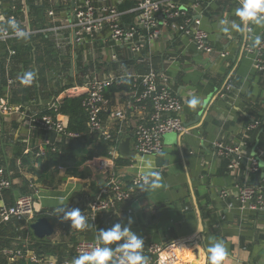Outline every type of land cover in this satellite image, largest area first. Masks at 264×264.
Returning <instances> with one entry per match:
<instances>
[{
  "label": "crops",
  "instance_id": "crops-1",
  "mask_svg": "<svg viewBox=\"0 0 264 264\" xmlns=\"http://www.w3.org/2000/svg\"><path fill=\"white\" fill-rule=\"evenodd\" d=\"M8 1L6 4H10ZM19 1L22 4L26 2ZM202 1L196 10V16L200 17L202 28L207 31L216 53L210 56L198 54L187 39L171 30L164 31L151 47L154 67L170 78L174 94L182 101L180 117L186 132L181 135L165 134L161 155H133L131 159H127L120 156L118 145L129 138V151L134 154L132 131L137 118L129 115L119 134L118 122L112 118L113 112L124 109V89L116 86L108 89V104L101 115L104 129L117 135V158L127 161L124 165L116 164V178L128 184L132 177L141 173L151 175L152 181L158 179L162 186L146 192L138 190V207L120 204L115 210L97 216L94 223L87 219L88 227L83 231L71 229L69 225L62 229L57 218L48 219L53 227L51 236L38 239L33 232L30 235L31 242L39 244L40 252L46 258L70 262L78 241L98 242L99 230L109 229L115 223L127 225L131 219V230L143 239L144 244L165 246L177 243L179 264L192 261L205 264L206 248L217 241L225 243L229 252V259L225 264H264V214H256L247 206L240 207L236 201L238 188L241 185L252 186L254 174L245 172L241 177L244 169L242 165L230 170L229 160L217 157L214 152V144L218 142L226 146L237 145L246 135V127L259 122L253 120L252 115L261 117L263 127L259 132L264 131V74L254 70L253 55L244 51L245 45H254L253 39L246 41L239 33L232 32L234 37L228 46L226 33L220 27L222 19H237L234 10L238 7V0ZM31 4L42 6L45 2L32 0ZM183 4H190V0ZM52 8L58 16L67 15L65 0H54ZM5 9H8V5H5ZM28 12L29 6L25 7L22 19L30 29ZM45 19L47 27L49 19L46 13ZM253 35H259L264 40V26H254ZM31 47L32 45V65L29 71L35 73L32 83L21 82L20 78L28 69L23 68L18 61L15 62V59L10 61L8 69H4L5 80L6 76L11 77L14 85L8 89L6 84L1 83L4 78L0 76V98L8 108V111L0 113V166L5 167L13 182L12 189L0 200V206L9 205L19 196L28 194L29 184L33 183L36 189L35 205L39 211L54 212L57 207L68 206L69 210L79 208L81 214L86 216L87 204L107 182V177L97 171L95 160L108 157L113 145L94 135H86L79 141L78 148L90 151L93 155L91 159H83L78 167L72 164L69 166L68 163L65 166H48L43 160L39 166L34 162L35 150L44 146V141L49 140V134L29 129V120L66 96L63 95L64 91L48 95L46 90L40 88L35 53ZM222 51L226 53L225 57H219L218 53ZM73 52L70 47L65 48L62 54L70 56ZM108 52L95 45L94 51H78L76 61H79L80 69L87 68L99 78L110 74L144 73L145 68L136 65L125 52L120 61L109 63L106 60ZM74 55L76 54L73 53ZM13 67L16 70L14 73L11 71ZM72 77L70 75L71 79ZM48 82V87H53L52 81ZM228 82L231 88L226 90ZM24 89L26 91H22ZM193 96L200 100L194 108L188 104ZM65 119L67 120L66 117ZM246 137L250 144L251 136ZM258 138L257 134L254 145L250 144L243 150L244 158L248 149L255 154L264 151V138L260 137V141ZM54 142L68 143L60 136H56ZM80 159L82 157H76L74 161ZM260 160L264 166V157ZM29 162H33V167L42 175L41 179L29 171ZM152 173H158V177ZM146 205H150L149 221L145 219ZM159 207L161 216L157 219L155 211ZM42 217L44 218H38ZM201 218L206 225L204 233L195 230L196 223ZM5 229L6 231H0V245L19 246L18 238L24 234L18 228L15 230V225Z\"/></svg>",
  "mask_w": 264,
  "mask_h": 264
},
{
  "label": "built area",
  "instance_id": "built-area-1",
  "mask_svg": "<svg viewBox=\"0 0 264 264\" xmlns=\"http://www.w3.org/2000/svg\"><path fill=\"white\" fill-rule=\"evenodd\" d=\"M48 5L46 17L48 26L39 31H31L24 21L14 15H5L7 0H0V44L18 39L8 26V20L14 18L28 33V36L43 33L50 37L54 48L63 52L65 48L72 47L73 53L93 49L99 45L108 50L106 60L109 63H117L127 53L136 65L145 68L142 74L107 75L99 78L93 71L85 68L73 73V83L64 90L63 95H83L82 108L87 116V135L112 142L108 157L97 158L96 169L107 177L105 187L86 206V217L94 223L97 216L115 210L118 205L124 204L130 207L138 201V190L141 186L151 182L152 176L137 173L128 184L120 182L116 176L117 143L110 131L103 127L101 115L108 104L107 91L112 86L125 87L126 101L124 109L112 113L113 120L118 122V134L129 115L137 118L133 127V153L135 157L158 156L163 153V136L167 133L183 134L186 127L181 120L182 101L174 94L170 78L153 65L151 47L161 38L164 31L171 30L180 34L193 45L198 54L210 56L216 53L207 31L202 28L200 17L196 16L200 2L190 0V4L184 5L189 0H74V7L69 15L58 16L52 8L54 0H42ZM66 1V8L69 0ZM129 4L121 8L122 5ZM244 51L253 55V68L256 72L264 74V43L261 45H245ZM70 55V62L73 59ZM16 51L10 46L7 48L6 66H8ZM219 57H225V52L218 53ZM71 64V63H70ZM88 64V63H87ZM76 79V81H75ZM77 82H79L77 84ZM14 85V80L6 76V87ZM231 88L230 82L226 90ZM60 101V100H59ZM59 101L51 106L56 111ZM8 111L6 102L0 98V113ZM67 118V117H66ZM260 126L259 122H253L245 129L246 133L254 131ZM29 129L38 130L47 135L55 133L66 140H76L83 133H74L67 130L65 116L56 114L31 117L28 123ZM85 134V135H86ZM246 135L237 145L226 146L221 142L214 144V152L217 157L228 159V168H239L244 159V149H247ZM60 155L61 150L48 139L44 146L34 152L36 158H45L47 154ZM264 157V151L258 154ZM244 173L255 174L258 171V163L255 158H249ZM62 169V168H59ZM147 178V179H145ZM13 182L5 167L0 166V200L7 191L11 190ZM29 193L19 196L13 203L0 206V231L15 225V230H20L24 235L19 246L0 245V264H72L74 258L88 251L97 241L80 240L74 247L72 261L59 262L57 259L46 258L38 253L31 242V224L39 217L45 219L57 218L62 229L70 222L62 221L54 212H42L36 208L33 183L29 184ZM236 201L240 207L247 206L256 214H264V196L261 190L254 186L241 185L236 194ZM130 209V208H129ZM43 218V217H42ZM31 235V236H30ZM144 254L149 258V264H179L177 243L168 245L144 244Z\"/></svg>",
  "mask_w": 264,
  "mask_h": 264
},
{
  "label": "clouds",
  "instance_id": "clouds-1",
  "mask_svg": "<svg viewBox=\"0 0 264 264\" xmlns=\"http://www.w3.org/2000/svg\"><path fill=\"white\" fill-rule=\"evenodd\" d=\"M235 20H221L220 27L224 33L236 32L244 40L253 39L254 45L264 43L261 36L253 35L254 26H264V0H238V7L234 10ZM8 26L18 39H26L28 33L11 18ZM24 84H30L35 80V73L28 71L20 78ZM200 103L198 97L193 96L188 104L196 107ZM158 177V173H152ZM147 179V178H145ZM159 180H153L141 186V191H151L160 188ZM63 205V201H61ZM62 221L70 222L71 229L83 231L88 227L87 217L81 214L79 208L69 210L68 206H60L53 210ZM132 220L127 225L115 223L109 229L98 231V243L90 250L84 251L72 261V264H149V258L144 254V241L131 230ZM206 225L201 218L197 221L195 230L204 233ZM199 245L197 246L198 249ZM208 264H225L229 259V252L225 243L217 241L206 248Z\"/></svg>",
  "mask_w": 264,
  "mask_h": 264
},
{
  "label": "trees",
  "instance_id": "trees-1",
  "mask_svg": "<svg viewBox=\"0 0 264 264\" xmlns=\"http://www.w3.org/2000/svg\"><path fill=\"white\" fill-rule=\"evenodd\" d=\"M8 2L10 4H6L8 5V9L7 10L5 9L4 11L5 15L11 14V15L21 18L23 15V12L25 11V7L29 6L28 16L31 21L30 30L39 31L41 29L46 28L45 13H46L47 6H48L47 3L43 4L42 6H33L31 4L32 0H26V2H24L25 5L22 4L21 1L19 0H10ZM198 2L202 3L203 1L198 0ZM124 7H126V5L121 6V8H124ZM60 9H63V8H60ZM30 45H32L31 48L34 49V53H35V65L38 71L37 72L38 83L40 85V88H42V90H46V94L48 95H57L58 93H61L62 91H64V89H67L68 87H60L57 89V85L55 86L54 84H53V87L49 88L48 84L50 82H48V80L45 81L44 79V74L41 72V69H43V67L54 66L57 68L58 66L62 65L65 62V60H67L68 63H70L69 60L71 58L67 53L64 55L62 54V51L61 52L56 51L52 41L49 40V37H47L43 33L36 32V34L27 36L26 39H14L12 41H9L7 44H4V43L0 44V76L1 78L2 79L4 78V69L9 68L5 66L8 46H10L12 49L16 51V55L12 58L13 60L15 59V62L18 61L19 63H21L23 65V68L25 69L31 68L32 63L30 62ZM67 48H70V47L68 46ZM42 63H44V65H42ZM76 65H77V70H81V69H78L81 66L79 64V61H76ZM11 71H13L14 73L16 70L13 67ZM67 78L70 79L71 84L69 83L68 85L70 87L73 83V78L72 79L70 78V74H67ZM5 82L6 80L4 78V80H2L1 83L5 85L6 84ZM127 86L128 85H126L125 87H122L121 89L127 88ZM22 91H26V90L24 89ZM82 99H83V95L81 94L74 95V96H66L58 102L56 111L50 107V108H44L40 112L41 115L55 116L56 114H60L62 116L67 117V130L69 132H74V133H83L84 135L76 140H67L68 143H64V144H58L54 142V145H56L57 148L61 150L60 155L55 154V153H49L47 154V157L41 159V158H36L35 155L33 154L34 158L36 159L34 160V162L37 163L39 166H40L39 163H42L43 161H45L46 163H48V166H54V167L55 166H65L68 163L69 166L70 164H72L78 167L83 162V159L86 160V159L92 158L93 154L90 151H83L82 149L78 148L80 145L79 141L87 135L86 134L87 116L81 105ZM252 117H253V120L255 121L259 120L260 129H262L263 121L261 117L258 115H252ZM252 133L253 131L246 133V135L251 136ZM116 137L117 135L113 134V139H116ZM258 137H259L258 138L259 141H260V137L264 138V131L259 132ZM256 143L258 142L256 141ZM108 144L111 145L113 143L108 142ZM248 145L251 146L250 144ZM249 146H247V148ZM76 157H80V158L82 157V159H80L79 161H74ZM115 163L117 165H124V164H127V161L123 160L122 158H117ZM28 164L31 166L29 168V171L36 174L38 178L41 179L42 175L40 174L38 170H36L33 167V162L32 163L29 162ZM9 191H7V193ZM18 227L19 226H17V228ZM3 231H6V229H3ZM38 245H39L38 243L33 244V247L36 249V251H38V253H41Z\"/></svg>",
  "mask_w": 264,
  "mask_h": 264
},
{
  "label": "water",
  "instance_id": "water-1",
  "mask_svg": "<svg viewBox=\"0 0 264 264\" xmlns=\"http://www.w3.org/2000/svg\"><path fill=\"white\" fill-rule=\"evenodd\" d=\"M74 7V0H69V6L66 8V13L67 15H69V12H70V9ZM233 37L231 35V33H226V36L225 38L228 39L229 41V44L228 46L231 44L232 40H233ZM227 46V47H228ZM76 59H77V56L74 55L73 56V59L71 61V64H70V69H69V73L70 75L72 76L73 73L76 71V68H77V65H76ZM79 82H77L78 84ZM260 130V127H258L257 129L254 130V132L252 133L251 137H250V144H253L254 142V139L256 137V135L258 134ZM55 138H56V134L55 133H51L49 135V141L50 143H54L55 141ZM118 151L120 153V156L123 157V158H127V159H131L132 156L134 154H132L130 151H129V138H126L124 139L123 141H121L118 145ZM253 152H255V149L253 150ZM255 158L257 163H258V171L254 174V183L252 184V186L254 187H257L261 190L263 196H264V166L263 163H261V160L260 158L262 157H259L258 154H255V153H252L251 150H247L246 151V156L244 159H242L241 161V164L243 166V168H245L248 164V159L249 158ZM244 169L242 170L241 172V177L244 176ZM139 201V200H138ZM134 202L131 207H138L139 206V202ZM159 210H160V207L156 209L155 211V215H156V218L159 219V217L161 216V214L159 213ZM144 211L146 212L145 214V219L149 221L150 219V205H146L144 207ZM262 220H264V218H262ZM31 230L33 232V235L38 238V239H43L45 237H49L53 234V227L52 225L49 223V221L45 218H38L36 219L32 224H31ZM188 264H196L195 261H192L191 263H188ZM205 264H208L207 262V258H206V261H205Z\"/></svg>",
  "mask_w": 264,
  "mask_h": 264
},
{
  "label": "rangeland",
  "instance_id": "rangeland-1",
  "mask_svg": "<svg viewBox=\"0 0 264 264\" xmlns=\"http://www.w3.org/2000/svg\"><path fill=\"white\" fill-rule=\"evenodd\" d=\"M42 65H44V63H42ZM69 69H70V63H68V61L65 60V62L62 65L58 66L57 68L54 66L52 67L47 66V67H43V69H41V72L44 74L45 81L47 80L52 81V83L55 86L57 85V89H58L60 87H69L68 85L70 83V79L67 78V74H69ZM29 70L30 69H28V71Z\"/></svg>",
  "mask_w": 264,
  "mask_h": 264
}]
</instances>
